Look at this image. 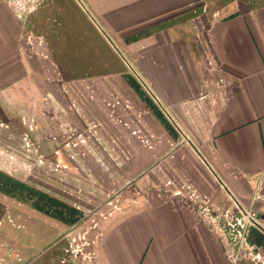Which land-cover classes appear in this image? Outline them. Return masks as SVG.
Listing matches in <instances>:
<instances>
[{"label": "crops", "instance_id": "crops-1", "mask_svg": "<svg viewBox=\"0 0 264 264\" xmlns=\"http://www.w3.org/2000/svg\"><path fill=\"white\" fill-rule=\"evenodd\" d=\"M61 1L40 3L31 16L28 30L46 29L41 51L53 53L47 9ZM218 3L215 18L206 0L107 3V34L159 102L133 73L118 84L125 70L97 74L93 102L79 97V168L69 169L79 171L90 264H228L227 233L215 225L238 233L249 212L257 214L249 236L264 264V231L254 224L264 228V0ZM20 30L0 0L4 91H33L42 84L34 76L55 75L42 55L20 54ZM43 137L44 153H61L54 139L63 138ZM111 190L118 194L106 204Z\"/></svg>", "mask_w": 264, "mask_h": 264}, {"label": "rangeland", "instance_id": "rangeland-1", "mask_svg": "<svg viewBox=\"0 0 264 264\" xmlns=\"http://www.w3.org/2000/svg\"><path fill=\"white\" fill-rule=\"evenodd\" d=\"M83 2L105 31L113 29L106 8L109 0ZM206 2L212 9L207 12L215 18L213 12L220 10V0ZM47 12L55 26L49 29L53 53L40 49L46 45L41 33L45 27L34 33L28 30L34 13L25 18L15 16L21 26L15 45L20 54L42 55L55 75L47 82L34 76L35 82L42 84L33 91L0 88V264H84L79 241L91 243L93 237L90 226L79 225V171L69 169H75L72 165L79 168V124L75 116L79 97L93 102L97 74L107 70H125L128 76L124 80L121 77L118 84L137 77L75 0H62ZM132 73L135 77L130 76ZM104 87L99 93H107ZM65 120L69 123H65L67 134L73 133L54 139L58 140L56 151L61 153H44L43 136L64 138L60 125ZM54 128L58 130L51 131ZM60 154L67 166L60 162ZM17 181L19 187L14 184ZM80 229L85 238L79 240Z\"/></svg>", "mask_w": 264, "mask_h": 264}, {"label": "built area", "instance_id": "built-area-1", "mask_svg": "<svg viewBox=\"0 0 264 264\" xmlns=\"http://www.w3.org/2000/svg\"><path fill=\"white\" fill-rule=\"evenodd\" d=\"M6 3L11 10L13 11L14 15L19 18H25L31 13H34L40 3L49 2L51 0H2ZM167 183L171 184V181ZM259 187L256 188V193H258ZM118 194L117 191L111 190L107 194L106 204H111L114 197ZM81 206L79 205V209ZM207 209V208H204ZM86 214L90 215L88 210H85ZM257 216L256 212H249L248 216L242 220L240 231L233 232L223 228L222 226L216 224L215 229L220 230L222 233H227V248L225 251L226 259L228 264H238L242 260H251L254 264H262L261 260H263V254L261 253L260 246L251 241L249 236V225L253 224V219ZM215 222V221H214ZM229 224L233 226L234 224L229 221ZM82 233H79V240L85 238V234L82 236ZM89 243V242H86ZM86 243L79 241V253L81 254L86 262V264H90L89 260L92 256L90 250L85 251ZM90 244V243H89ZM85 264V263H84Z\"/></svg>", "mask_w": 264, "mask_h": 264}, {"label": "water", "instance_id": "water-1", "mask_svg": "<svg viewBox=\"0 0 264 264\" xmlns=\"http://www.w3.org/2000/svg\"><path fill=\"white\" fill-rule=\"evenodd\" d=\"M83 9L87 12V14L90 16V18L94 21V23L97 25V27L102 31L104 36L109 40V42L112 44V46L115 48V50L119 53V55L123 58V60L127 63V65L130 67V69L133 71V73L139 78V80L142 82V84L146 87V89L150 92V94L155 98L157 102L159 100L155 96V94L151 91V89L147 86V84L144 82L143 78L137 73V71L133 68V65L129 62V60L125 57V55L121 52V50L118 48V46L115 44V42L109 37L107 32L102 28V26L99 24V22L95 19V17L91 14V12L87 9V7L83 4L81 0H78ZM254 224L258 225L260 229L264 231V228L257 222Z\"/></svg>", "mask_w": 264, "mask_h": 264}, {"label": "trees", "instance_id": "trees-1", "mask_svg": "<svg viewBox=\"0 0 264 264\" xmlns=\"http://www.w3.org/2000/svg\"><path fill=\"white\" fill-rule=\"evenodd\" d=\"M16 186H18L19 187V182L17 181V182H15L14 183ZM18 184V185H17ZM75 213L77 212L76 210L74 211ZM79 216H80V214H79ZM79 220H80V217H79Z\"/></svg>", "mask_w": 264, "mask_h": 264}, {"label": "flooded vegetation", "instance_id": "flooded-vegetation-1", "mask_svg": "<svg viewBox=\"0 0 264 264\" xmlns=\"http://www.w3.org/2000/svg\"><path fill=\"white\" fill-rule=\"evenodd\" d=\"M72 133H73V132H72ZM72 133H71V134H72ZM71 134H70V133H69V135H68V134H65L63 137L66 138L67 135L70 136ZM64 138H63V139H64Z\"/></svg>", "mask_w": 264, "mask_h": 264}]
</instances>
